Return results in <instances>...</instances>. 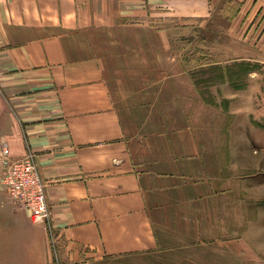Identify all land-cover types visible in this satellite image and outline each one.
Returning <instances> with one entry per match:
<instances>
[{
  "label": "crops",
  "instance_id": "obj_1",
  "mask_svg": "<svg viewBox=\"0 0 264 264\" xmlns=\"http://www.w3.org/2000/svg\"><path fill=\"white\" fill-rule=\"evenodd\" d=\"M225 3L237 10L216 63L253 68L240 88L212 84L210 104L164 22H205ZM0 98L10 155L34 152L46 181L60 264L150 253L233 194L236 171L264 177V155L234 164L223 149L220 173L210 152L264 146V0H0ZM19 213L28 233L0 235L2 264H55L43 225Z\"/></svg>",
  "mask_w": 264,
  "mask_h": 264
},
{
  "label": "rangeland",
  "instance_id": "obj_2",
  "mask_svg": "<svg viewBox=\"0 0 264 264\" xmlns=\"http://www.w3.org/2000/svg\"><path fill=\"white\" fill-rule=\"evenodd\" d=\"M227 4L225 3L222 12L217 7L214 17H210L205 22L174 18L165 19L164 22V26L170 30L171 40L176 42L180 49L187 46L184 52L188 61L187 66L191 70L190 73L195 76L196 84L202 89L204 99L210 104L216 101V97L210 90L212 84L228 80L233 82L236 88H240L244 78L250 72L245 61H234L225 65L216 63V58L220 60L223 50L225 51L227 41L231 40L226 33L227 11L233 15L237 10L236 6ZM215 107L209 115L210 118L216 116L220 123L226 122V117H223L221 112L216 113ZM3 121L1 118L0 140L6 136ZM205 133L208 137H225L212 131L210 126ZM250 141L251 143L246 146L223 145L217 148L212 145L211 164L217 166L220 173L226 172L224 171L226 168L230 173L229 166L233 162L231 156L234 164L241 163L244 157L254 160L263 156L264 146L258 141ZM228 148L231 156L223 152V149L225 151ZM248 174L254 175L253 170H250ZM258 180L262 182L264 177L257 175L250 179L248 177L243 179L236 171L233 194L228 193L212 201L215 207L209 209L207 214L206 211H202L204 215L198 218L199 222L193 221L188 227L181 228L178 235L171 232L173 227L170 226L167 233L161 234L165 240L161 241L156 250L132 256L104 258L93 264H264V225L260 224L259 216L254 210V207L257 208L260 205L261 199L258 194ZM243 185L250 187L251 191V194H247L244 199ZM222 190L220 193H226L225 185ZM212 203L209 202L208 205ZM18 212L20 210L9 201L0 187V235L5 234L8 237L28 233L27 225L18 220L25 215L15 214ZM184 220L187 221V219ZM177 222L179 223L178 220ZM196 230L200 236L199 239L186 235L194 234ZM0 256H3L2 250ZM2 260L0 258V264Z\"/></svg>",
  "mask_w": 264,
  "mask_h": 264
},
{
  "label": "built area",
  "instance_id": "obj_3",
  "mask_svg": "<svg viewBox=\"0 0 264 264\" xmlns=\"http://www.w3.org/2000/svg\"><path fill=\"white\" fill-rule=\"evenodd\" d=\"M0 187L18 210L30 212L33 222L43 225L54 249L55 264H60V244L47 200V184L40 173L35 153L29 150L23 157H12L7 136L0 140Z\"/></svg>",
  "mask_w": 264,
  "mask_h": 264
},
{
  "label": "trees",
  "instance_id": "obj_4",
  "mask_svg": "<svg viewBox=\"0 0 264 264\" xmlns=\"http://www.w3.org/2000/svg\"><path fill=\"white\" fill-rule=\"evenodd\" d=\"M170 31V30H169ZM247 65H248V67L250 68V70L253 68L252 66H250V64H248V63H246ZM249 70V71H250ZM228 75V74H227ZM228 77H230V75H228ZM221 79H224V78H222V77H220ZM226 78V77H225ZM233 83V82H232Z\"/></svg>",
  "mask_w": 264,
  "mask_h": 264
}]
</instances>
